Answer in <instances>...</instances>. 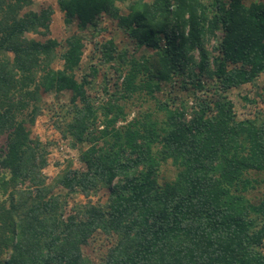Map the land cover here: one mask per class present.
<instances>
[{
	"label": "trees",
	"instance_id": "1",
	"mask_svg": "<svg viewBox=\"0 0 264 264\" xmlns=\"http://www.w3.org/2000/svg\"><path fill=\"white\" fill-rule=\"evenodd\" d=\"M125 1L57 0L67 24L97 26L106 14L155 49L152 64L130 61L123 95L154 96L177 77L196 93L207 92L205 79L218 87L191 107L160 100L163 122L146 113L119 124L123 108L95 106L78 78L82 37L68 36L61 52L55 38L29 39L47 36L52 8L22 12L31 0H0V264H94L82 247L97 232L112 238L99 264H264V111L240 119L226 95L264 74V2L130 0L121 14ZM52 92L70 93L68 135L86 147L83 168L49 181L48 144L27 123ZM166 163L175 175L160 182ZM58 186L89 199L67 213ZM99 189L104 203L90 200Z\"/></svg>",
	"mask_w": 264,
	"mask_h": 264
},
{
	"label": "rangeland",
	"instance_id": "2",
	"mask_svg": "<svg viewBox=\"0 0 264 264\" xmlns=\"http://www.w3.org/2000/svg\"><path fill=\"white\" fill-rule=\"evenodd\" d=\"M129 1L118 3L121 14L128 13ZM256 1L264 2V0ZM46 7L53 10L50 31L47 36L40 32H30L26 36L29 39L37 40H44L47 37L55 38L61 43L59 48L61 52L65 48L66 38L73 33H78L84 44L83 55L77 70L78 78H86L88 94L95 106L101 107L109 104L112 107L113 103H118L123 108L126 116L124 119L126 120L120 121L119 124H124L132 118L146 113L153 114L155 119L163 122L164 113L157 107L160 100H175L178 104H186L191 107L195 96L210 97L213 86L218 87L216 80L205 79L207 92L198 91L196 93L193 88L186 90L181 87L177 77L175 82L164 83L162 89L156 92L154 96L149 95L146 89L142 90L141 93L135 92L131 96L123 95L125 88L122 79L128 71L130 61L135 59L144 62L148 58V63L152 64L155 60V49L138 46L135 38L120 27L116 19L106 14L99 15L97 26L88 24L85 27H80L77 21L67 24L64 11L59 7L57 0H31L22 9V12L39 11ZM215 44L216 39L214 37L209 38L208 48ZM54 65L56 67L61 66V61H55ZM144 78L145 74L141 72L136 81L140 82ZM263 88L264 74H260L253 81L226 91L227 97L233 102V109L238 118L253 117L264 111ZM69 98V92L44 94L41 114L36 117L33 123H27L30 136L41 139L48 144V164L44 167L43 172L48 175L49 181L54 179L68 165L76 168L84 167L80 154L81 148H85L86 145H75L73 137L68 135L67 123L71 118L67 112ZM116 112L117 110L113 109L112 115ZM99 114V120H103L101 109ZM5 141L6 135H0V150ZM174 175V166L166 163L161 167L159 181H167ZM53 191L67 200V213L73 209L75 204L86 202L89 199L82 193L69 191L63 186L55 187ZM108 194L106 189H99L91 193L90 200L95 203H104ZM3 198L5 197L0 196V204ZM111 243L112 238L103 232H97L83 245L82 249L91 263L99 264Z\"/></svg>",
	"mask_w": 264,
	"mask_h": 264
}]
</instances>
